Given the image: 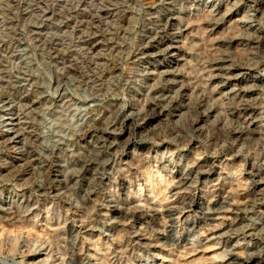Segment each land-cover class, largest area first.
Wrapping results in <instances>:
<instances>
[{"label":"rangeland","instance_id":"obj_1","mask_svg":"<svg viewBox=\"0 0 264 264\" xmlns=\"http://www.w3.org/2000/svg\"><path fill=\"white\" fill-rule=\"evenodd\" d=\"M263 250L264 0H0V264Z\"/></svg>","mask_w":264,"mask_h":264},{"label":"bare ground","instance_id":"obj_2","mask_svg":"<svg viewBox=\"0 0 264 264\" xmlns=\"http://www.w3.org/2000/svg\"><path fill=\"white\" fill-rule=\"evenodd\" d=\"M171 49H168L165 53H167L168 54V56H170L171 54H173V53H171ZM143 52V51H142ZM141 52V53H142ZM21 53V52H20ZM29 53V52H28ZM24 54V53H23ZM22 55V54H21ZM24 56V55H23ZM172 57V56H171ZM27 59V58H26ZM28 60H30V59H28ZM31 61V60H30ZM30 63V62H29ZM27 64V63H26ZM30 66H32V63H31V65ZM33 67V66H32ZM28 68H30V67H28ZM219 68V67H218ZM32 70H33V68H32ZM223 74V73H222ZM31 78H33V86L35 87V89H33L31 92H30V94H32V97H35V98H33V100L32 101H35L36 103H43V102H45L46 101V98H45V96L42 94V92H41V87L40 86H38L37 85V83H36V80L38 79V76H37V74H33L31 71L29 72V74H28ZM220 75V74H219ZM39 77H40V75H39ZM230 78V77H229ZM57 80H58V78H56ZM58 82V81H57ZM32 83V82H31ZM236 90H230V92L229 93H231V96H232V98H235V97H239L240 95H242L241 93H236L235 92ZM28 94V93H27ZM24 95V98H26V99H28L29 97L31 98V96H29V94L28 95ZM242 97H243V95H242ZM29 98V99H30ZM159 101V100H158ZM171 102H172V100H171ZM159 104V103H158ZM171 104V103H170ZM244 104V103H243ZM156 105V104H155ZM154 105V106H155ZM157 108V107H156ZM154 109V108H153ZM68 111V110H67ZM166 111V110H165ZM47 112V110L44 108V109H42L41 110V114L43 115V114H45ZM159 112V111H158ZM81 113L83 114V111H81ZM47 114V113H46ZM67 114V113H66ZM66 114L65 113H63V112H60L59 114H58V116H57V124L60 126V127H62L63 126V121L64 120H66ZM84 114L87 116V119H86V121H87V123H88V121H91V120H94L95 119V117H93L92 116V110L91 109H89V110H85L84 111ZM41 115V116H42ZM46 116V115H45ZM157 115H154L153 117H156ZM43 117V116H42ZM125 120H126V118L125 119H123V124L125 125ZM246 120H247V118H246ZM92 122V121H91ZM123 125V126H124ZM69 127V126H68ZM69 129V128H68ZM94 130H97V129H94ZM99 131V130H98ZM72 132V131H71ZM101 132V131H100ZM244 132H246L245 130H244V128H239L238 129V131H237V138H238V140H240L241 139V133H244ZM92 133V131L90 130V128H88L85 132H84V134L82 135V137L83 138H85L87 135H90ZM46 135H48V136H50L51 137V139H52V141H51V144H45V145H43V149H45L46 151H48V152H50V155H52L54 152H55V150L57 149V147L59 148V150L61 151H64V150H66V145H65V142H63L64 141V139H65V137H63L62 135H54V134H52L51 132H50V129H49V127L46 129ZM92 137V136H91ZM71 140V139H70ZM245 141H249V135L247 134V136H246V139H244ZM76 144V143H75ZM58 150V151H59ZM69 149H67V151H68ZM71 152V151H70ZM36 153V157H37V159L39 160L38 162H40L41 164H42V167H44L46 164H47V162H49V158H50V155H47V156H44V155H42L41 153H37V152H35ZM57 153H59V152H57ZM62 154V153H61ZM57 155V154H56ZM71 156V155H70ZM57 157H58V155H57ZM60 157V156H59ZM69 157V156H68ZM67 157V158H68ZM52 159V158H51ZM75 159V158H74ZM77 159V158H76ZM76 162H78V161H76ZM50 163V162H49ZM52 164H50V166H51ZM80 166V165H79ZM85 166V165H84ZM51 169V168H50ZM264 251V250H263ZM260 254V253H259ZM251 256H253V255H251ZM255 256V255H254ZM262 256H264V255H262ZM260 257V256H259ZM239 258V257H238ZM264 258V257H263ZM262 258V259H263ZM248 259V258H247ZM264 260V259H263ZM248 261V260H247ZM264 263V262H263Z\"/></svg>","mask_w":264,"mask_h":264}]
</instances>
